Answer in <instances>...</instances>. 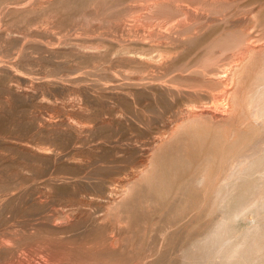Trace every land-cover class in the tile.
<instances>
[{"label":"bare ground","instance_id":"bare-ground-1","mask_svg":"<svg viewBox=\"0 0 264 264\" xmlns=\"http://www.w3.org/2000/svg\"><path fill=\"white\" fill-rule=\"evenodd\" d=\"M30 1L32 2L35 0H0V7L4 3H6L2 7L5 10L4 12L5 14H6V11H11L10 10L11 8L12 9L14 8V11L16 10L15 12H18L20 10V7H25V5ZM132 1L134 0H43L42 2L39 1L38 5L37 4L35 5L34 2H32V4L30 3L32 8H28V9H25L26 7L23 8L26 11L25 12L26 14H29L30 11L36 12V16L34 17L30 18L28 15L23 16L25 13L23 15H21L22 14L21 13L20 15L22 17L20 15H16L15 18H12V17L10 18V17H7L9 16V14H6L4 18V21L6 24V22L8 21L12 23L14 20H16V17L20 16L21 17L20 22H22V25L21 26L19 25L21 27L20 31L26 28V31H25L26 34H28L27 33L28 31L29 32L34 31L35 33V30L38 29L35 27H38L37 25H40V24L42 25L40 21L43 22V20L47 17L48 18L50 17L51 20L53 19L55 20L56 18L58 25L64 26V27H65V23L72 22L70 20L75 21L74 19H77L79 21L82 20L86 24L87 27L88 25L92 24L91 23L92 21L95 23V20L99 22H103V23L108 22L107 24L111 23L109 28L113 30L112 31L113 33L107 32L109 37L107 36L106 37L109 42H112L118 45L116 46L118 48H116L115 51L113 50L114 53L116 54L117 62L119 61V63H121L122 61H124L125 63L129 64L128 66L129 68L131 66V68L130 69L128 68V71L119 70L117 74H115V72L113 71L114 73L113 72L111 73V78H110L109 83H106V80L110 77V75L109 77H106L107 79L102 77L106 79L105 83L101 78L99 79L97 77L99 82L101 80L105 84L104 87L106 86V84L107 86L109 84L110 90L117 89L118 92L121 91L125 95V98H127L128 96L129 101L127 105L130 108L129 107L127 108L129 109H132V107L134 108L135 105L137 104L136 107L139 105H147V106L153 107V110H154L155 105H157L155 109H158L159 107L162 106L161 107L162 109L167 108V110L168 111L170 110L171 113L172 112L175 113V115L170 114L172 117L173 116L174 117L172 120L169 117L171 122H168L170 124L169 125L167 124L168 126H165L166 128H164V130L163 128L162 130L160 129L153 130V127L151 126V122L153 118L152 119H150L149 117L143 118V116L139 114H137L136 116L133 115V120L136 117H137L136 120H138V116H140L138 123L143 120L141 122L143 126L140 125L141 128L139 127L137 129L134 128L136 130V131L134 130L136 134L132 130L135 134L134 135L135 138L133 137L135 140L134 141L135 144L130 145V147H125V149L127 148V150L124 153L120 152L121 150L119 151L118 148L114 146L116 147L115 149H117V151L121 153V155L123 153V157L117 156L118 158L115 159L116 155L112 152L111 154H114L115 157H113V155L111 156L112 157V159L110 158L112 160L111 161L112 164L110 162L111 165L108 166L106 164L105 167L103 166L97 167V165H95L97 168H94L93 170H94V173L97 175L96 176L97 180L95 183H93L94 186L93 185L90 186V188L92 186L93 187L90 189L91 193L87 194L88 196L87 195L83 196V194H81L83 191L86 194L85 190H87L88 188L87 189L84 188L85 190L83 189V191L81 190L82 191V192L80 191L81 193L75 192L72 194V196L77 200V207L71 210V212H73L72 214H76V215L77 213H81L82 215L85 214L89 217V218L86 217L88 218V220L92 219L91 221H93L96 224L95 231L97 233L96 234L97 241H94V240L93 241L96 243L98 242V244L94 243L93 245L96 244L100 247L96 249V245H95V247L92 250L91 247L93 245L92 246L88 245V241H87L86 243L87 246L84 244L85 249H87L86 251H89L91 253L95 251V253L92 254V255L96 254L95 257L97 255H100V256H97L99 258V260L97 259L98 262L95 261L97 264H264V0H146L147 3L145 4V7L143 5L145 9L143 10L142 13H139L140 15L138 14L139 16L136 17V19L143 18L144 20H146V24L148 23L147 27H149V31L148 29L146 30L150 34L148 35L151 36L152 39L153 37L156 38L158 40L157 44H155L156 43L155 40H154L155 43L147 41L148 39L146 38L148 37V35L147 37L145 35L143 36L144 38L146 37L145 39H142V38L136 39V36H134L135 39L134 38L132 39L133 35L131 36V38H128L130 37L129 36L130 34L124 37V34L125 35L127 34L126 30H128V28L131 29L132 26L138 25L135 22L134 23L136 25H132L133 21L132 20L129 21L130 19H128V17L126 16L128 15L127 13L128 11L133 10V9L130 10L132 7L128 5V3ZM144 1L145 0H143V2ZM87 8L90 10V12H87L88 11ZM135 9L136 8H134V10ZM37 13H39V15ZM2 14L3 13L1 12L0 16H2ZM153 18H155L156 21H153L154 20ZM77 20H76V23H77ZM144 20L142 22H144ZM46 24L45 26H47ZM75 25L72 27L73 29L76 27ZM80 27L82 28V26ZM87 27H83V28H87ZM102 27H101V30L103 29ZM52 28H54V26ZM49 29L50 27L47 29L48 31L46 29L43 30V27H42V30L40 32L42 33V35H44L43 34L44 32L42 31L46 30L49 33ZM55 29L57 28L55 27ZM69 29L71 30V28ZM98 29L97 30L100 31V28ZM132 30L133 29H131V31ZM10 31L12 30H9L8 26L2 28V30L0 29V36L2 33V35H4V37L7 39L8 35H11L10 39L9 38L7 39L8 44H9V41L10 43L14 41V40L12 41L13 31L12 32ZM46 31H45V34H47ZM36 32L37 34H40V35L38 36L34 34L35 36H37V37L34 36V38L42 37V39L40 38L35 41L40 42L41 43L40 45L47 44V42L49 43L48 41L49 39L48 40L45 39L44 36L41 35V33H39L38 31ZM84 32L85 31H83V33ZM119 32H122V33H120V35L116 34ZM69 33L67 34L68 35L72 34V33L70 34ZM129 33H130V30H129ZM140 33L141 31L139 32V34ZM18 34L19 33H16V35ZM57 34L58 33L56 31L55 35ZM91 34H92V30H91ZM99 34L100 33L97 34V38L95 37L94 38L95 39L99 38L100 40L102 38L101 41L106 44V42L104 41L105 39L103 40V37H104L102 36L103 34L102 33H101L102 35L100 34L101 37ZM20 35L22 37L24 36L27 38L25 34L23 35L20 34ZM30 35L29 37L33 38V36H30ZM55 35H53V37H56ZM15 38H18V37H15ZM43 38L47 42L42 43L41 40H43ZM75 38H77V36ZM84 38L86 39V37ZM60 41L62 42V40ZM60 41H59L60 45L56 43L57 45H59V48L62 46ZM76 41H73L75 42L76 45L72 43V41H70V43H72L73 46H71L72 44L70 46L68 44V48L70 47L72 49V52L74 51L77 52L75 55L71 51H69L71 49L67 48L68 49L67 52H71L72 54V55L70 54L71 57L75 56L77 58L80 55L79 58H82L88 62L92 61V63H94L91 65L92 67L88 66V64L86 63L87 67L89 68L87 69L83 68L86 71L81 70L82 74H80L81 71L79 69H76V70L80 72L78 74L77 73L75 74L76 72L75 68L77 65L75 66L73 64V66H75L74 68H72V66L68 68V69L72 68V70L74 69L75 71V72L73 71L72 74H70V72L67 73V75L70 74V77H69V82H71L70 84L71 85L77 84V87L82 88L83 90L84 86L86 87V85H84V83L82 82L83 80L85 81L84 79L85 76H83V72H85L84 75L87 74L86 80L88 81L89 79L96 77V76H93L95 73L101 72L98 70H102V72L107 71L105 70L107 69V67L106 68L102 67L105 63L102 66H98L94 61L96 60L97 62L98 59H100V62L108 60L109 59L108 57L103 58V56L107 55V51L109 49L103 50L102 49L103 47L100 46L99 41L97 43L99 44L98 45L99 47L98 46L97 47L98 48L101 47V49H98L97 47H95L97 44L96 45L90 44L91 45L90 46L89 44L87 45V43L85 44V42H82L83 40L80 41V43H76ZM50 42L54 45L55 41L51 40ZM94 42L95 40L93 41V44H95ZM102 42L101 44L103 45ZM34 43H37V42H34ZM62 43H64V41ZM38 44L39 43H37L36 46H38ZM109 44L110 43L106 45H108L109 47ZM49 45L47 46L49 47ZM157 45L161 46V47L158 46L160 49L157 47ZM43 46L44 45H42V47ZM47 46L46 48L45 46L43 48L42 47L40 48L43 51L44 48L48 49ZM154 47L155 48L157 47V49L155 50ZM4 48L5 50L8 49L6 47ZM104 48L106 49V47ZM20 49H22V46L19 48L20 52L19 51L16 52V49H15L16 54L18 53L21 54L23 52V50H20ZM34 49H35V44H34V48L32 47V50ZM50 49L49 51H51ZM54 49H52L51 52H53ZM61 49L62 48H60V50ZM32 50L30 52H33ZM154 50L155 51L159 50L158 54L157 52L156 54H154L153 52ZM34 51H36V49ZM61 51H62L61 55H63V53L64 54L66 53V50H64L65 52H63V49H62ZM61 51L55 52L54 50L55 54L53 53L54 55L52 56L56 57L57 55L56 53L59 54L61 53ZM230 51H235V54H233L234 53L233 52L232 54L230 53L229 55L228 53ZM28 52H25V54H30ZM35 53H34V56L33 54H31L32 57L30 55H29L30 57L28 55L27 56L29 57L30 61L32 58L36 57V60L39 61V63H41L40 61L42 60L44 55L41 58L42 55L40 54L41 56H39V58L41 59L39 60L37 59L38 58L37 55H39V53L38 54L36 53L37 54L36 56H35ZM11 54H8L10 55L8 58H10L15 53L12 55ZM20 54H18L19 57L22 56L23 53L21 55ZM67 55L69 56L68 53ZM192 56H194V59L191 58ZM4 57L6 58V56ZM46 57L47 56L45 55L44 59H47ZM49 57L51 58V60L55 59L54 57L52 58L51 56H48V58ZM111 57H113L112 53H111ZM44 59H43L44 62L42 63V65L46 62V60ZM58 59H61V58H58ZM70 59L73 60L72 58ZM112 59L111 61L108 60L107 62H112L113 61ZM2 60L0 61V72H2L3 70H4V73H5V70H9L10 72V69H12L11 67L13 66L11 64V61L7 60L8 62H6ZM66 60L67 59L61 60L60 64ZM84 60H81V61L83 62ZM26 61H29V60L26 59ZM34 61L32 62L33 66L35 65ZM49 61L50 60H47V62ZM56 61L58 62L57 64L59 65L60 60H56ZM74 61L75 60H73L72 62ZM114 62L115 61H113L112 63L114 64ZM14 63H16V60ZM32 63H30V65ZM97 63L100 64L99 62ZM57 64L56 66L58 68ZM122 64H121V67L124 66ZM39 65L41 67V64ZM81 65L85 66V64L84 65L81 64ZM54 66L55 65H53V67ZM56 66L54 67L55 70L57 69ZM60 67L63 68V64L60 65ZM49 69L51 70L50 67L48 68V70ZM36 70L38 71V69ZM94 70L95 71L97 70V72H95ZM107 72L105 73L106 75H108ZM109 72H111V70ZM33 73L35 76V72ZM89 73L90 74L94 73V74L90 75ZM2 74L3 73H1V75ZM31 74L29 73V76ZM42 74H43V71H42ZM63 74H62L63 76L62 78L67 76V75L64 76ZM97 74L99 75V73ZM44 75L45 73L42 76ZM48 75L49 74L47 73V76ZM88 75L90 77L91 76L93 77L90 78ZM39 76L36 75L34 81ZM49 76L52 77L53 73H52V76L51 75ZM60 76L61 74L58 77ZM119 76L124 78L125 81H123L124 79L122 80L121 77L120 79ZM42 79H44V77ZM38 80L40 81V79ZM49 80H52V78H50ZM63 80H66V79H63ZM92 80L94 81V78L91 79V81ZM59 81L57 83H59ZM95 81H94L95 83L92 82L91 84L93 85L95 84L97 87L100 86V88L101 86L103 87L102 85L103 83L100 82L101 84L99 83L100 85L98 86V81L97 80ZM54 82L56 83V80H54L53 83ZM91 84L89 85L90 88L93 87V85ZM47 86L51 87L52 85L51 86L47 85ZM68 86H66V88ZM100 88L97 90L98 93H100L99 90L104 91V89H106V88L104 89H100ZM95 89L97 88L95 87ZM85 90L86 89L84 88L83 91ZM91 91H92V88H91ZM112 91L110 93L113 94ZM68 92L70 93V91ZM76 92H78L77 89H76ZM116 92L114 91L115 95H116ZM121 92L119 93L121 94L120 96L122 97L123 95ZM106 93L108 92L106 91ZM110 93H109V96H110ZM56 95L58 96V94ZM117 96L120 97L119 95ZM100 97H102V95ZM125 98L123 96L124 100L121 98L120 101L121 100L125 101ZM77 99L79 100V98ZM79 101L81 102V100ZM80 102H77V103H80ZM108 102H110V100ZM111 102H113V100ZM126 102H127V99H126ZM120 103H124V102H120ZM96 107L94 106V108ZM147 108L149 110L152 109L149 107ZM11 109L13 110V108ZM164 110L162 114L164 113ZM142 112H143V108H142ZM106 113H108V111ZM101 114H102V110H101ZM130 114L132 115L131 110H130ZM131 118L132 117H130L129 119L132 120ZM16 121L18 120H15V122ZM132 121H129V124L130 122L132 123ZM86 122L88 123V121ZM127 123H128V119H127ZM14 125L11 124L12 127ZM134 125L132 126L129 125V126L133 127ZM19 126L23 127V125L21 124ZM19 126H15V127H19ZM87 126L88 125H83V124H81L80 127L73 125V127H77L79 129V130L76 129L75 131H78L77 133L80 134L78 135L80 137L82 136L81 134L83 133H79V131L80 132L85 131L87 133L88 130H90ZM129 126L127 127L129 128ZM127 127L125 125L124 128H127ZM131 129L128 132L132 134L133 132H131ZM116 130L118 132V129ZM122 133H124V131ZM122 133L120 134L121 135L120 138H122ZM126 133L127 131L124 134ZM130 133H129V136L131 135ZM76 138L79 139V137H76ZM81 138L79 140H81ZM84 138H87V137H84ZM47 139L50 140V138H47ZM30 141L31 140L29 139V142L27 144L30 143L34 146L35 143H31ZM47 141L44 140L45 143ZM117 141L118 142L120 141L119 137ZM130 141H131V138H130ZM79 144H80V147L82 148L83 146V145L81 146L82 141ZM79 144H76V146H78ZM96 145L94 146L95 149H96ZM118 145L120 147V144ZM114 147L111 148L110 150L114 149ZM72 148L73 150H78V152H81L79 151L77 147H75L77 149H75L74 147ZM43 149L45 148H42V150ZM52 149L48 151L50 152L52 151ZM31 151H28V152H31ZM38 151L40 152L41 150H38ZM48 151L46 153H48ZM89 151L91 154H93L91 152L92 150H89ZM114 151L115 153L117 152L116 150ZM2 156L3 155H1L0 157ZM95 157L99 159L100 164L99 162L97 163L99 165H103L101 164L102 162L100 160L104 161L106 158L101 159V157H98V155ZM95 157H93L92 155V159ZM138 157H141V158H138ZM38 158L40 159V157ZM88 158L89 157H87V159H84L83 161H86V162L90 161L88 160ZM1 159L3 160V158ZM4 159L8 161L9 158H4ZM33 159H31L30 162ZM56 160L58 161V159ZM56 160L54 162H56ZM105 161L109 162L110 160L108 159ZM8 162H9L8 164H6L5 162L6 165H4V167L8 166V168L6 169L10 170L12 167L11 165L13 161L12 163L10 161ZM40 162L42 163V161ZM93 162H91V164ZM35 163L38 166L40 165L37 162ZM83 163L84 162H82V164ZM20 164L21 163H19V166ZM15 165H18V164L15 163ZM27 165L29 166L31 164L27 163L25 165L26 166L25 168L28 167ZM45 165L43 164L40 165V167H42V169L39 168L41 171L38 168H36L38 166L36 165H31V166L32 167L35 166L36 168L35 171L33 172H36V170L38 169L42 173V170L46 171L44 167ZM93 165L94 164H92V166ZM63 168L64 167H62V169ZM12 169L14 168L12 167ZM18 169H16V171H18ZM28 169H32V168L28 167ZM2 170L4 171V169ZM33 170H34V167H33ZM49 170L50 169H48L47 171L49 172ZM13 172L15 173V171ZM18 172L20 173V171ZM40 172L38 173L39 175L41 174ZM50 172L54 173L57 171L51 168ZM89 173H92V172L89 171ZM32 174L35 175L36 173H32ZM38 174H36L37 175L36 177L34 175H31V176H34L35 178H37L39 176ZM54 174L56 175L57 173H54ZM44 175H46L45 172L43 176ZM50 175L48 177H50ZM55 175L50 178L55 177ZM12 176H14L13 173H12ZM47 176H44V177H46V179H49ZM34 177H31V180H33ZM59 177H56L55 179ZM96 177L94 176L95 179ZM2 178L4 180L5 177L2 176ZM41 178L42 180H45V178L44 179L43 177ZM41 178H39V180ZM6 180H7V177L5 178V181ZM20 180H19L20 183L22 181L23 183L28 184L27 182H24L23 180L20 181ZM51 180L53 181V179H50V181L48 180V182L50 183ZM60 180L61 179H59V182H56V183H60ZM15 181H18V180H15ZM55 181H58V179ZM7 182H2V184L3 183L5 184V185H2L5 188L4 189L1 188V189L2 191L5 190L4 191L5 193L8 188H11V185L7 184ZM34 182H36L35 184H37L36 180ZM44 182H46L45 185L47 184L49 185L47 181H44ZM14 183L15 184L12 185V187L15 186L16 184L20 185V183L18 182H14ZM33 183H30L32 184L31 186H33ZM54 183H52L53 186H54ZM30 184H29V187L31 190L33 187H31ZM15 187L19 188V186H15ZM15 187H13L14 190L16 189ZM22 188H24L25 190H29L27 189L26 186L25 187L23 186ZM14 190L12 192H14ZM22 190L23 189H20V190L16 189V191L18 192L15 195L10 196L7 199H5L6 197L5 198L3 197L4 199L2 198V202L0 201L1 203H3V200H4V203H5L4 208L7 209L5 210V212H7L8 210H9L8 211L9 213L10 211L11 213L14 212L11 217L16 216L15 214H21L22 213L21 211L24 210L25 205L23 206L22 202L24 203L25 202L23 200L24 197L27 198L29 195L27 194V192L24 193L25 191H22ZM32 190H31V193L35 191V190L33 191ZM2 191H1V194L3 193ZM7 192H10V190ZM31 193L29 192L30 196H31ZM9 194L8 195L3 194V196L5 195L9 196ZM27 199H30V198L28 197ZM94 203L99 205V209L97 210V213L94 214V216L91 215L92 216L91 217L90 216L91 213L89 214V212L86 210V205H89V204L91 205ZM1 206L3 207V205ZM1 206H0V210H1ZM33 207L31 211L34 210ZM26 209L27 208H25V210ZM35 209L37 208L35 207ZM28 210H30L29 207L27 209V212L29 213ZM99 211H103V212H99ZM33 212H35V210ZM36 212H39V211H36ZM5 214L3 211L2 215L6 216ZM41 214H43V212H41ZM41 214L33 213L34 216L38 215L37 217L41 216ZM18 216L19 218L21 217L20 215ZM16 217H14L15 220L19 219ZM24 217L26 218V216H23V218ZM29 217L30 216L27 217V220ZM3 218L1 220L2 222L3 220H5L6 217L4 219ZM25 218L24 220L27 221ZM106 218L109 219L107 224L103 222L105 221L104 219ZM30 219H32V217H30L28 221H30ZM7 221L8 220H5V222ZM21 221L23 223V219ZM87 227L88 229L90 228L89 225ZM122 228L124 229L123 231L121 230ZM90 229L92 230V228ZM84 242L86 241L84 240ZM1 245H3V243ZM7 245L8 246H6V244L2 246V250L5 249L3 250L4 256L6 257V254H5L6 250L9 251L8 249H10L11 251L13 250L14 252L13 253L10 251V256L12 253L13 256L11 257L13 258L15 253H18L16 252L18 250H16L17 249L16 247H15L16 249H14L13 245H12L13 247L11 246L13 249H11V247L9 246L10 245L9 243ZM81 246H83V244ZM81 246H80V249L83 248V247L81 248ZM128 246L130 247L128 248ZM89 247H90V250H88ZM71 248L72 249L70 250L72 251L73 247L71 246ZM2 250L0 246V251ZM3 252H1L0 254H3ZM74 252H76L75 254L78 253L77 251H74ZM58 253L59 252H57V254ZM67 254H69V250ZM79 254L77 256H79ZM64 256L65 257L69 256L70 259L72 260L71 255H64ZM65 257H63V260ZM89 257L93 258V256L91 257V255H89ZM84 258L83 257L82 259L80 258V261L82 260L83 262ZM88 260L86 259V261ZM90 262L92 264H96L95 262L93 263V259L92 261L90 259Z\"/></svg>","mask_w":264,"mask_h":264},{"label":"rangeland","instance_id":"rangeland-1","mask_svg":"<svg viewBox=\"0 0 264 264\" xmlns=\"http://www.w3.org/2000/svg\"><path fill=\"white\" fill-rule=\"evenodd\" d=\"M39 1H43V0H35V1H32V2H34V4L36 5H38V2ZM138 1V0H137ZM137 1H132V2H129L128 3V5H130L132 8L130 9V10H132L133 11V13H132V11H128L127 13H128V15H126L127 17H128V19H130L129 21H133V24L132 25H136V24H138L137 26H132V28L131 29H133L132 31H131V29L130 28H128V30H126L127 32V34L125 35L124 34V37L125 36H128L129 34V36L130 37H128V38H131V36H132V39L134 38V36H136V39L137 38H142V39H145L146 37H147V35L149 34V27H147L148 25V23L146 24V20H144L143 18H141V19H139V18H137L136 19V17H138L140 14L139 13H142L143 12V10L145 9L144 7H145V4L147 3V1L145 0L144 2H143V0H139L138 2ZM32 2L30 1V2H28L26 5H25V7H20V12L18 11V12H15L14 11V8L12 9H10L11 11H6V14H9V16H7V17H12V18H15V16L16 15H20L21 13V15H23L26 11L23 9V8H25V9H28V8H32L31 7V4H32ZM137 2V3H136ZM141 2V3H140ZM31 3V4H30ZM132 3V4H131ZM138 3H140V4H138ZM6 3H4L1 7H0V15H1V12L3 13L2 14V16H0V29L2 30V28H4V27H9V30H12L13 31V33H12V37L14 38H12V43H10V41H9V44H8V38L10 39V36L11 35H8V37H7V39L4 37V35H2V33H1V36H0V61L2 60V61H6V62H8L7 60H9V61H11V64L13 65L11 68L12 69H10V72H9V70H5V73H7V74H5L4 73V70L2 71V72H0V75H1V73H3L1 76H0V121L2 122H0V154L1 155H3L2 157H0V159L1 158H3V160L1 159L0 160V179L2 178V176L3 177H7V180L5 181V178H4V180H3V178L1 179V181H0V190L2 191V189H4L5 187L4 186H2V185H5L4 183L2 184V182H7V184H10L11 185V188L14 190V188L13 187H15V186H19V188L20 189H23L22 191H25L24 193H26L27 192V194L29 195H27L30 199H27L26 197H24V203L22 202V205L24 206V210L23 211H21L22 213H23V215H22V213L21 214H15L16 216H18V215H20L21 217L19 218V216L18 217H16V216H13V217H11L12 216V214L14 213V212H12L11 213V211H10V213L7 211V212H5V210H7L6 208H4V205H5V203H4V200H3V203H1L2 202V198L4 197H6L5 199H7V198H9L10 196H13V195H15L18 191H16V189H18V190H20L19 188H16L15 190H14V192H12L13 190L11 189V188H8L9 190H10V192H7V191H9L8 189L6 190V193L4 192V191H2L3 193L1 194V191H0V204L1 205H3V207L1 206V210H0V241L2 242L3 240V245H5L6 244V246H8L7 244L9 243L10 245V247L12 246L14 249H16V250H18V251H16V252H18V253H15V255H14V257L12 258L11 256H13L12 255V253H11V256H10V249H8L9 251H7L6 250V252H5V254H6V257L4 256V252H3V250H5V249H3L2 250V246L3 245H1L0 244V246H1V250L2 251H0V253L1 252H3V254H0V264H73V263H75V264H92L91 262H90V259H91V261H92V259H93V263L96 261V262H98L97 261V259L99 260V258L97 257V256H100V255H97L96 257H95V255L96 254H94V255H92L93 253H95V251L94 252H89V251H86L87 249H85V246H84V244L87 246V241H88V245H90V246H92L94 243H96V242H94V241H97L96 240V231H95V228H96V224L93 222V221H91L90 219V221L88 220V216L87 215H85L84 213V215H82L81 213H77V215L76 214H72L73 212H71V210L73 209V208H75V207H77V200L72 196V194L73 193H75V192H80L81 190L83 191V189L85 188V189H87V190H85V192H86V194L84 193V191L81 193V194H83V196L84 195H87V194H89V193H91V188L94 186V184L93 183H95L96 182V180H97V175L94 173V168H97V167H99V166H103V167H105V165L107 164L108 166L109 165H111L112 164V155H113V157H115L114 156V154L116 155V157H115V159L116 158H118L117 156H120V157H123V153L127 150V148L125 149V147H130V145H133V144H135L134 143V135L136 134V130L135 129H137L138 127L139 128H141L140 127V125H142L143 126V124L141 123L143 120V118H150V119H152V122H151V126L153 127V130H162V128H163V130H164V128H166L165 126H168L170 123H168V122H171L170 121V118H171V120L173 119V117L170 115V114H173V115H175V113L174 112H172L171 113V111L169 110H167V108H164V109H166V110H164V109H162L161 107H159L158 109H155L156 107H157V105H155V107H154V110H153V107H150V106H147V105H139V106H137L136 107V105H135V107L133 108L132 107V109H129L130 107L127 105V103H128V96H127V98H125V95L121 92V91H119V92H121L122 93V95L124 96V98H125V101H123L124 99H123V96L121 97L120 95V93L117 91V89H112V90H110L109 89V84H108V86H107V84H106V86L104 87V83H105V80L107 79L106 77H109V75H110V77L106 80V83H109L110 82V78H111V73L114 71L115 72V74H117L118 73V71L120 70H123V71H125V70H127L128 71V68H129V64H127V63H125L124 61H122L121 63H119V61L117 62V57H116V54L114 53V51H115V49L116 48H118V47H116V46H118L117 44H115V43H112V42H109L108 41V39H107V37H109V35H108V33H113L112 31V29H110L109 27H110V25H111V23L110 24H107L108 22H106V23H103V22H99V21H96L95 20V23L98 25H96L93 21L91 22L92 24H90V25H88V27L86 26V24L82 21V20H80V21H82V22H80L79 20H77V19H74L75 21H73V20H70V21H72V22H67V23H65V27L64 26H60V25H58V23H57V20H56V18H55V20L53 19V20H51L50 19V17L48 18V19H50V20H48L47 18H45L46 19V21L49 23H47L46 21H45V19L43 20V22L42 21H40V23H42V25L45 23L47 26H45V24L42 26L40 23H38V24H40V25H37L38 27H35V28H38V29H40V30H35V33H34V31H28L27 33L30 35V36H33V38L32 37H29V35L28 34H26V28L25 29H23L22 31H20L21 30V25H22V22H20V18L22 17L21 15V17L19 16V17H16V20H18V18H19V22L18 21H16V20H14L12 23L11 22H6V24H5V21H4V18H5V10L2 8L4 5H5ZM142 5V6H141ZM143 5H144V7H143ZM28 6V7H27ZM30 6V7H29ZM32 6H34V5H32ZM123 6V5H122ZM139 6V7H138ZM136 8L135 10H134V8ZM140 8V9H139ZM143 8V9H142ZM19 9V8H18ZM17 9V10H18ZM142 9V10H141ZM1 10H3V11H1ZM13 10V11H12ZM22 10V11H21ZM87 12H90V10L87 8ZM139 10V11H138ZM136 11V12H135ZM15 14H14V13ZM38 12V11H37ZM16 13H18V14H16ZM33 13V14H32ZM35 13V14H34ZM134 13H136V14H134ZM31 16H30V15ZM29 14H24L23 16H25V15H28L30 18L31 17H34V16H36V12H31L30 11V13ZM38 15H39V13H37ZM139 14V15H138ZM2 19V20H1ZM154 20L153 21H156L155 20V18H153ZM76 20H77V23L79 24H77L76 23ZM144 20V22H142ZM45 21V22H44ZM53 21V22H52ZM55 21V22H54ZM51 22V23H50ZM136 24H135V23ZM149 22V21H148ZM20 23V24H19ZM57 23V24H56ZM143 25H142V24ZM150 23V22H149ZM55 24H56V26H55ZM59 24H61V23H59ZM76 24V25H75ZM20 25V26H19ZM57 25H58V27H57ZM67 25H69V26H67ZM71 25V26H70ZM76 26L74 29L72 28L73 26ZM78 25V26H77ZM96 25V26H95ZM35 26V25H34ZM43 27V30L44 29H48L49 27H50V29H49V33L46 31V33L47 34H45V31H42V32H44L43 34L44 35H42V33L40 32L41 30H42V27ZM44 26H45V28H44ZM54 26V28H52ZM80 26H82V28L83 27H87L88 28V30H87V28H83V30H82V28L80 27ZM91 26V27H90ZM103 26V27H102ZM23 27V26H22ZM48 27V28H47ZM55 27L57 28V29H55ZM68 27V28H67ZM94 27V28H93ZM101 27L103 28L102 30H101ZM133 27H135V28H133ZM142 27V28H141ZM64 28H66V29H64ZM69 28H71V30L69 29ZM93 28V29H92ZM98 28H100V31H98L99 29ZM139 28V29H138ZM141 28V29H140ZM53 29H55V30H53ZM63 29V30H62ZM73 29V30H72ZM79 29H80V31H79ZM86 29V30H85ZM96 29V30H95ZM98 29V30H97ZM146 29H148V31L146 30ZM19 30V31H18ZM76 30H77V32H76ZM91 30H92V34H91ZM94 30V31H93ZM129 30H130V33H129ZM12 31H10V32H12ZM15 31V32H14ZM36 31H38L39 33H41V35L42 36H44V38L45 39H49L48 41H49V43L47 42V41H45L44 40V38H43V40H41L42 41V43L43 42H47V44H42V45H44L45 46V48H46V46L47 45H49V44H51L52 45V47H51V45H49V47H48V49H43V51H42V49L40 48V47H42V45H40L41 43L40 42H38V41H35V40H37V39H42V37H38V38H34V34H36V35H40V34H37V32ZM56 31H57V35H55L56 34ZM72 31V32H71ZM79 31V32H78ZM83 31H85L84 33H83ZM86 31H88V32H86ZM103 31V32H102ZM138 31V32H137ZM141 31V33L139 34V32ZM2 32V31H1ZM21 32V33H20ZM22 32H24V33H22ZM72 33V34H70V33ZM94 32V33H93ZM108 32V33H107ZM15 33V34H14ZM16 33H19L18 35H16ZM33 33V34H32ZM52 33V34H51ZM67 33H69L70 35H68ZM74 33V34H73ZM88 33H90L91 34V36H90V34H88ZM98 33H102L101 35L102 36H104V37H106V38H104L103 37V40L106 42V44H108V43H110L109 44V47H108V45H106L105 43H103L101 40H102V38H101V40L98 38V39H95V38H97V34ZM120 33H122V32H119V33H116V34H119L120 35ZM20 34H25V36H27V38L26 37H22ZM66 34V35H65ZM76 34V35H75ZM81 34V35H80ZM82 34H84V35H82ZM99 34V35H100ZM105 34V35H104ZM136 34V35H135ZM138 34V35H137ZM143 34V35H142ZM51 35V36H50ZM53 35H55L56 37H53ZM62 35V36H61ZM73 35V36H72ZM75 35V36H74ZM87 35V36H86ZM93 35V36H92ZM96 35V36H95ZM101 35H100V37H101ZM146 36L145 38L143 37V36ZM150 35V34H149ZM148 35V37L146 38V39H148L147 41H149V42H153V43H155V44H157L158 43V40L156 39V38H154L153 37V39H152V37L151 36H149ZM46 36V37H45ZM67 36H69V37H67ZM77 36V38H75ZM83 36V37H82ZM138 36V37H137ZM140 36V37H139ZM142 36V37H141ZM15 37H18V38H15ZM35 37H37V36H35ZM48 37H50V38H48ZM51 37H53V38H51ZM81 37V38H80ZM84 37H86V39L84 38ZM92 37L94 40H95V44H93V39L91 38V40H90V38ZM95 37V38H94ZM24 38V39H23ZM29 38H31V39H29ZM54 38H56V39H54ZM67 38V39H66ZM127 38V37H126ZM149 38H151V39H149ZM5 39V40H4ZM24 40V42H23V40ZM26 39V40H25ZM62 40V42L64 41V43H62L60 40ZM81 39V40H80ZM89 39V40H88ZM135 39V38H134ZM7 40V41H6ZM55 41L54 42V45L50 42V41ZM69 40V41H68ZM77 40V41H76ZM83 40V41H82ZM154 40H155V42H154ZM4 41H6V42H4ZM32 41H34V42H37V43H39L38 44V46H36V44L37 43H34V42H32ZM40 41V40H39ZM59 41H60V43L62 44V46L60 47V48H62L63 49V52H65L64 50H66V53L64 54L63 53V55H61L62 54V49L60 50V48H59ZM70 41H72V43H74L75 44V42H73V41H76V43H80V41H82V42H85V44L87 43V45L89 44H91V45H96L97 43H98V41H99V44H100V46L101 47H103L102 49L103 50H108L107 51V55L106 56H103V58L105 57V58H109L108 60L109 61H111V59L113 60V61H115L114 62V64L112 63V62H107L108 60H105V61H102V62H100V59H98L97 60V62H99L100 64H98L97 62H96V60L94 61L98 66H102L104 63V65L102 66L103 68H106L107 67V69H105V70H111V72H107V71H103L102 72V70H98V71H101V72H97V70L95 71V72H97V73H99V75L97 74V73H92V74H90L91 72H93V71H91L89 74L90 75H93V76H96V77H93V76H91V77H93L94 78V81L95 80H97L98 81V86L101 84V83H103L101 80H100V82H99V80H98V78L100 79H102L103 81H104V83L102 84L103 85V87L101 86V88H100V86L99 87H97L95 84V86L93 85V84H91L92 82L93 83H95L93 80L91 81V79H93V78H91L89 75V77L91 78V79H89L88 81L86 80V75H84L85 74V72H83V76H85L84 77V79H85V81L83 80L82 82L84 83V85H86V87L84 86V85H82V86H84V88L86 89L85 91H83L84 90V88H83V90H82V88H79V87H77V84H73V85H75V86H73V85H71L70 83L71 82H69V77H70V74H72L73 73V71H74V69L72 70V68H74L76 65V68H75V70L76 69H79L80 71L81 70H84V71H86L85 69H87V68H89V67H87V65H86V63L88 64V66H91L92 64H94V63H92V61H86V60H84V59H82V58H79V56H78V54H77V58L74 56V57H71V52H72V49L69 47L68 48V44H69V46L72 44V43H70ZM79 41V42H78ZM82 42H81V44H82ZM101 42L103 43V45L101 44ZM59 44V45H57V44ZM16 44V45H15ZM20 44H22V45H20ZM32 44V45H31ZM34 44H35V49H36V51H34V50H32V47L34 48ZM66 46H65V45ZM99 44H97L95 47H97ZM4 45V46H3ZM6 45V46H5ZM8 45V46H7ZM15 45V46H14ZM27 45H29V46H27ZM76 45V44H75ZM79 45V44H78ZM90 45V46H91ZM19 46V47H18ZM22 46V49H20V50H23V54H22V56H18V54H20V53H18V54H16V52H18L19 51V48ZM31 46V47H30ZM43 46V47H44ZM58 46V47H57ZM63 46H64V48H63ZM71 46H73V44L71 45ZM161 47L160 45H157V47ZM4 47H6V48H8L7 50H11L10 52L9 51H7V50H5V48ZM14 47V48H13ZM25 47H26V49H25ZM29 47V48H28ZM42 47V48H43ZM55 47H57V48H55ZM94 47V46H93ZM99 47V46H98ZM97 47V48H98ZM101 47L100 48H98V49H101ZM104 47H106V49L104 48ZM108 47V48H107ZM157 47L155 48L154 47V49L156 50L157 49ZM158 47V48H159ZM4 50H3V49ZM31 48V49H30ZM38 48V49H37ZM40 48V49H39ZM50 48H52V49H54L55 50V52H60L61 51V53H56L57 55H56V57H54V56H52V55H54L55 53H54V50H53V52H51L52 51V49H50ZM66 48V49H65ZM71 49V50H69V51H71V52H67V50L68 49ZM15 49H16V52H15ZM25 49V50H24ZM49 49L51 50V51H49ZM58 49V50H57ZM160 49V48H159ZM33 51V52H30V51ZM41 50V51H40ZM57 50V51H56ZM114 50V51H113ZM153 51L154 52V54H156V52H157V54H158V52H159V50H157V51ZM29 51V52H28ZM7 52V53H6ZM11 52H12V54H14V55H12L11 54ZM20 52V51H19ZM25 52H28V53H30V54H25ZM38 54L39 53V55H37L36 53ZM48 52V53H47ZM52 54H51V53ZM106 52V51H105ZM152 52V53H153ZM234 52V53H233ZM34 53H35V56L37 55V59H41L42 57H43V55H44V57H45V55L47 56L46 58L47 59H44V57L42 58V60L40 61L41 63H39V61H37L36 60V57L35 58H32L31 59V61H30V59H29V57L31 56L32 57V55L31 54H33V56H34ZM48 55H47V54ZM54 53V54H53ZM67 53L69 54V56L67 55ZM73 54H75L76 55V53L77 52H72ZM111 53H112V56L113 57H111ZM230 53L232 54H235V51H230L228 54L230 55ZM8 54H11L12 56L10 57V58H8L10 55H8ZM20 54V55H21ZM42 56H41V55ZM71 54V55H70ZM110 54V55H109ZM8 55V56H7ZM26 55V56H25ZM29 57H28V56ZM61 55V56H60ZM115 55V56H114ZM185 55V54H184ZM4 56H6V58L4 57ZM23 56H25V57H23ZM39 56H41V58H39ZM48 56H51L52 58L54 57L55 59H52L51 60V58L49 59L48 58ZM58 56V57H57ZM60 56V57H59ZM110 56V57H109ZM183 56V55H182ZM232 56H234V55H232ZM5 58V59H4ZM8 58V59H7ZM12 58V59H11ZM24 58V59H23ZM57 58V59H56ZM58 58H61V59H58ZM70 58H72L73 60H75L74 62H72L73 60H71ZM75 58V59H74ZM79 58V59H78ZM102 58V59H103ZM111 58V59H110ZM114 58H115V60H114ZM191 58H193L194 59V56H192ZM19 59V60H18ZM26 59L27 60H29V61H26ZM36 60V61H34V60ZM43 59L44 60H46V64L44 63L43 65H42V63L44 62L43 61ZM64 59H67L66 61H64V62H62L61 64H60V62H61V60H64ZM78 59V60H77ZM15 60H16V63H14L15 62ZM22 60V61H21ZM35 62V65L33 66V61ZM47 60H50L49 62H50V64H49V62H47ZM56 60H60L59 61V65L57 64L58 62L56 61ZM81 60H84L82 63L80 62ZM104 60V59H103ZM68 61V62H67ZM70 61V62H69ZM77 61H79L81 64H85V66H82L79 62H77ZM19 62V63H18ZM23 62H25V63H23ZM28 62H30V63H32L31 65H30V63H28ZM54 64H53V63ZM67 62V63H66ZM76 62V63H75ZM124 62V63H123ZM3 63V62H2ZM38 63V64H37ZM69 63H71V64H69ZM79 63V64H78ZM102 63V64H101ZM111 63V64H110ZM123 63V64H122ZM25 64V65H24ZM37 64V65H36ZM39 64H41V67H40V65ZM56 64L58 65V68H57V66H56ZM63 64V68H64V66H65V68L63 69V68H61L60 67V65H62ZM73 64L75 65V66H73ZM119 64V65H118ZM121 64L122 65H124V66H122L121 67ZM30 65V66H29ZM50 65V66H49ZM53 65H55L56 66V68L58 69H56L55 70V66L53 67ZM70 65V66H69ZM81 67H80V66ZM27 66V67H26ZM47 66V67H46ZM51 68V70L49 69L48 70V68L49 67ZM72 66V68L71 69H68V68H70ZM105 66V67H104ZM115 66V67H114ZM33 69H31V68ZM38 69V71L35 69ZM53 67V68H52ZM78 67H80V68H82V69H80V68H78ZM92 67V66H91ZM101 67V68H102ZM15 68V69H14ZM16 68H18V69H16ZM43 70H42V69ZM83 68H85V69H83ZM130 68H131V66H130ZM129 68V69H130ZM28 69H29V71H28ZM40 69V70H39ZM71 70H72V72H71ZM117 72H116V71ZM132 70V69H131ZM42 71H43V74L45 73V75L44 76H42L43 74H42ZM47 71V72H46ZM57 71V72H56ZM61 72V73H59V72ZM63 71V72H62ZM65 71V72H64ZM78 70H76V72H75V74L77 73H79L80 71H78ZM126 71V72H127ZM130 71V70H129ZM31 72H32V74H31ZM33 72H35V76H34V73ZM51 72V73H50ZM70 72V74H68L67 75V73H69ZM107 72V74L108 75H106L105 73ZM113 72V73H114ZM29 73L31 74L30 76H29ZM37 73V74H36ZM47 73L49 74V75H51L52 76V73H53V76L52 77H50L49 75L47 76ZM58 73V74H57ZM64 73V74H63ZM104 73V74H103ZM9 74V75H8ZM41 74V75H40ZM61 74V76L60 77H58L59 75ZM62 74L64 75V76H66V77H64V78H62L63 76H62ZM80 74H82V71H81V73ZM79 74V75H80ZM5 75H7V76H5ZM36 75L37 76H39V77H37L36 78V80H38V79H40V81L38 80V81H34V79H35V77H36ZM56 75H58V76H56ZM74 75V74H73ZM98 75V76H97ZM101 75V76H100ZM119 75V74H118ZM33 76H34V78H33ZM46 76V77H45ZM57 78H56V77ZM72 76V75H71ZM81 76V75H80ZM100 76V77H99ZM41 77V78H40ZM44 77V79H42ZM52 78V80L54 81V80H56V83L54 82L53 83V81L52 80H49L50 78ZM88 77V78H89ZM98 77V78H97ZM102 77H104V78H106V79H104V78H102ZM121 76H119V78H120ZM46 78V79H45ZM49 78V79H48ZM54 78V79H53ZM62 78V79H61ZM122 78V77H121ZM120 78V79H121ZM60 81H59V80ZM63 79H66V80H63ZM124 78H122V80H123ZM33 80V81H32ZM59 81V83H57L58 81ZM121 80V81H122ZM66 81V82H65ZM86 81H87V83H86ZM89 81H91V82H89ZM108 81V82H107ZM123 81H125V79L123 80ZM33 82H35V83H33ZM88 82H89V84H88ZM100 83V84H99ZM40 84V85H39ZM45 84V85H44ZM61 84V85H60ZM88 84V85H87ZM93 85V87H91L92 88V91H91V88H90V86L89 85ZM47 85H52L51 87H49V86H47ZM69 85V86H68ZM81 85V84H80ZM39 88H38V87ZM43 86V87H42ZM56 86V87H55ZM66 86H68L67 88H66ZM72 88H71V87ZM89 86V87H88ZM41 87V88H40ZM46 87H47V89H46ZM63 87V88H62ZM70 87V88H69ZM95 87L97 88V89H95ZM108 87V88H107ZM43 88H45V89H43ZM61 88V89H60ZM94 88V89H93ZM104 89V88H106V89H104V91H102V90H99V92L100 93H98L97 92V90L98 89ZM52 89V90H51ZM55 89V90H54ZM64 89V90H63ZM76 89H77V91L78 92H76ZM108 89V90H107ZM3 90V91H2ZM49 90V91H48ZM54 90V91H53ZM67 90V91H66ZM75 90V91H74ZM80 90H81V92H80ZM68 91H70V93L68 92ZM93 91H94V93H93ZM106 91L108 92V93H106ZM113 92V94L112 93H110V92ZM114 91L116 92V95H115V93H114ZM50 92H51V94H50ZM74 92V93H73ZM96 92H97V94H96ZM77 93V94H76ZM82 93V94H81ZM104 93V94H103ZM109 93H110V96H109ZM119 93V94H118ZM55 94V95H54ZM56 94H58V96L56 95ZM69 94V95H68ZM82 96H81V95ZM93 94H95V95H93ZM108 94V95H107ZM76 95V96H75ZM90 95H92V96H90ZM102 95V97H100ZM117 95H119L120 97H118ZM57 96V97H56ZM69 96H71V97H69ZM75 96V97H74ZM84 96V97H83ZM89 98H88V97ZM96 96V97H95ZM82 97V98H81ZM91 97H93V98H91ZM109 101L110 100V102L113 100V102H111V104H110V102H108L105 98ZM108 97H110V98H108ZM64 98V99H63ZM77 98H79V100H81V102L77 99ZM114 98V99H113ZM123 99V100H121L120 101V99ZM58 99V100H57ZM72 100V102H71V100ZM84 99V100H83ZM85 99H86V101H85ZM97 100V101H95V100ZM101 99H102V101H101ZM112 99V100H111ZM126 99H127V102H126ZM1 100H2V102H1ZM67 100V101H66ZM74 100V101H73ZM75 100H77V101H75ZM90 100H92V101H90ZM7 101V102H6ZM88 101V102H87ZM100 101V102H99ZM106 101V102H105ZM115 101V102H114ZM124 102V103H120V102ZM75 102V103H74ZM77 102H80V103H77ZM95 102V103H94ZM108 102V103H107ZM105 103V104H104ZM79 104V105H78ZM86 104V105H85ZM97 104V105H96ZM99 104V105H98ZM102 104V105H101ZM103 104H104V106H103ZM110 104V105H109ZM121 104V105H120ZM82 107H81V106ZM85 105V106H84ZM90 107H89V106ZM93 105V106H92ZM94 106L96 107V108H94ZM125 106V107H124ZM158 106H160V105H158ZM80 107V108H79ZM86 107H88V108H86ZM100 107V108H99ZM127 107H129V108H127ZM147 107H149V108H152V109H148ZM11 108H13V110L11 109ZM93 108H94V110H93ZM99 108V109H98ZM101 108H103V109H101ZM108 108V109H107ZM142 108H143V112H142ZM80 109H82V110H80ZM85 109V110H84ZM98 109V110H97ZM102 110V114H101V110ZM107 109V110H106ZM127 109H129V110H127ZM135 111H134V110ZM139 109V110H138ZM80 112H79V111ZM100 110V111H99ZM130 110H131V113H132V115L130 114ZM139 111V113H138V111ZM156 110V111H155ZM157 110H158V112H157ZM160 110V111H159ZM163 110H164V113L162 114V112H163ZM84 111V112H83ZM93 111V112H92ZM108 111V113H106ZM119 111V112H118ZM129 111V112H128ZM137 111V112H136ZM147 111V112H146ZM166 111H167V113H166ZM83 112V113H82ZM98 112V113H97ZM105 112V113H104ZM110 112H112V113H110ZM128 112V113H127ZM154 112H156V113H154ZM170 112V113H169ZM87 113V114H86ZM89 113V114H88ZM93 113V114H92ZM150 114V115H148V114ZM169 113V114H168ZM86 114V115H85ZM137 114H139V115H141V116H143V118L140 120L141 122H139L138 123V121H139V118H140V116H138V120H136L137 119V117L135 118V116L137 115ZM159 114V115H158ZM73 117H72V116ZM79 115V116H78ZM82 115H83V117H82ZM91 115V116H90ZM94 115H95V117H94ZM123 115V116H122ZM127 116V118H126V116ZM133 115H135L134 116V120H133ZM148 115V116H147ZM79 118H77V117ZM81 116V117H80ZM163 116H164V118H163ZM166 116V117H165ZM71 117V118H70ZM76 119H75V118ZM130 117H132L131 119L134 121H132V120H130L129 118ZM170 117V118H169ZM48 118V119H47ZM73 118V119H72ZM83 118H85V119H83ZM89 118V119H88ZM92 120H91V119ZM98 118H100V119H98ZM125 118V119H124ZM156 118V119H155ZM124 119V120H123ZM127 119H128V123H127ZM158 119V120H157ZM164 119V120H163ZM15 120H18V121H16L15 122ZM94 120V121H93ZM100 120V121H99ZM156 120V121H155ZM13 121V122H12ZM86 121H88V123L86 122ZM89 121H90V123H89ZM93 121V122H92ZM122 121V122H121ZM129 121H132V123H134L135 125H137V126H135L134 124H132L131 122H130V124H129ZM21 122V123H20ZM51 122V123H50ZM72 122H74V123H72ZM80 122V123H79ZM96 122V123H95ZM137 122V123H136ZM162 122V123H161ZM16 123V124H18V125H14V124ZM49 123H50V125H49ZM91 123H93V124H91ZM127 123V124H126ZM158 125H157V124ZM11 124L12 125H14L13 127L11 126ZM23 125V127L22 126H19V125ZM36 124V125H35ZM48 124V125H47ZM79 124V125H78ZM81 124H83V125H88L87 127L90 129V130H88V132L86 133L85 131V133L83 132V131H79V133H83V134H85V135H83V134H81L82 136V138L80 137V136H78V135H80V134H78L77 132L78 131H75L76 129H78L77 127H80L81 126ZM95 124V125H94ZM126 125V127L127 126H132V125H134L133 127H130L129 126V128L127 127V128H124L125 127V125ZM129 124V125H128ZM132 124V125H131ZM168 124V125H167ZM5 125V126H4ZM67 125H68V127H67ZM73 125L74 126H77V127H73ZM124 125V126H123ZM139 125V126H138ZM4 126V127H3ZM8 126V127H7ZM15 126H19V127H15ZM36 126V127H35ZM159 126H160V128H159ZM121 129H120V128ZM35 128H36V130H35ZM68 128V129H67ZM96 128H97V130H96ZM132 128V129H131ZM135 128V129H134ZM155 128V129H154ZM6 129V130H5ZM38 129V130H37ZM41 129H42V131H41ZM116 129H118V132H117V130ZM120 129V130H119ZM131 129V132H133L134 130V132H135V134H134V132L131 134L130 132H128L129 130ZM18 130H19V132H18ZM24 130V131H23ZM25 130H27V131H25ZM79 130V129H78ZM127 131V133L126 134H124L126 131ZM133 130V131H132ZM11 131V132H10ZM36 131H38V132H36ZM120 131H124V133H122V132H120ZM30 132V133H29ZM34 132V133H33ZM90 132V133H89ZM100 132V133H99ZM3 133V134H2ZM77 135H76V134ZM91 133H92V135H91ZM112 134V136H111V134ZM114 133V134H113ZM122 133V138H120V134ZM129 133L132 135V137H131V135L129 136ZM7 134V135H6ZM73 134V135H72ZM88 134H90L91 136H93V137H91L90 135H88ZM70 135H72V136H70ZM75 135H76V137H79V139L81 138V140H79L78 138H76L75 137ZM126 135V136H125ZM14 136H15V138H14ZM47 136V137H46ZM111 136V137H110ZM124 136V137H123ZM12 137V138H11ZM28 137V138H27ZM64 137V138H63ZM84 137H87V138H84ZM94 137H95V139H94ZM107 139H106V138ZM117 137V138H116ZM118 137H119V142L117 141V139H118ZM134 137V138H133ZM20 138H22V139H20ZM44 138H46V139H44ZM47 138H50V140L49 139H47ZM51 138H53V139H51ZM92 138V139H91ZM115 140V141H117V142H115L113 139ZM127 138V139H126ZM130 138H131V141H130ZM133 138V139H132ZM29 139L31 140L30 142L31 143H35V147L32 145V144H27L28 142H29ZM89 140V141H87V140ZM111 139V140H110ZM121 139H125L126 140V142H125V140L123 141V140H121ZM128 139H129V141H128ZM44 140L45 141H47L46 143L44 142ZM133 140V141H132ZM34 141V142H33ZM79 141V142H78ZM82 141V144H81V146L83 145H85L84 147L82 146V148L80 147V142ZM19 142H21V143H19ZM42 142H43V144H42ZM64 142V143H63ZM66 142V143H65ZM71 142H73V143H71ZM111 142V143H110ZM122 142V143H121ZM128 142V143H127ZM133 142V143H132ZM39 143V144H38ZM54 143V144H53ZM59 143V144H58ZM83 143H85V144H83ZM132 143V144H131ZM22 144V145H21ZM38 144V145H37ZM42 144V145H41ZM50 144V145H49ZM54 146H53V145ZM76 144H79L78 146H76ZM97 144V145H96ZM112 144H113V146H112ZM118 144H120V147H119V145ZM24 145V146H23ZM96 145V149L94 148V146ZM123 145H124V147H123ZM126 145V146H125ZM24 148H23V147ZM39 146V147H38ZM42 146V147H41ZM45 146V147H44ZM47 146V147H46ZM53 146V147H52ZM57 146V147H56ZM64 146V147H63ZM114 146H116L117 148H118V150L120 151V152H123L122 153V155H121V153H119V151H117V149H115L116 147H114ZM27 147V148H26ZM53 149H52V148ZM58 147H60V148H58ZM72 147H77L78 149H79V151H81V152H78V150H73V148ZM114 147V149H112V150H110L111 148H113ZM122 147H123V149H122ZM22 148V149H21ZM38 149V150H41L40 152L38 151V150H36V149ZM40 148V149H39ZM42 148H45V149H43L42 150ZM50 148V149H49ZM58 148V149H57ZM77 148H75V149H77ZM29 149V150H28ZM34 149H35V151H34ZM47 149V150H46ZM52 149V151H48V150H51ZM55 149V150H54ZM60 149V150H59ZM80 149H82V150H80ZM95 150V152H94V150ZM32 150V151H31ZM85 150V151H84ZM89 150H92L91 152L93 153V154H91L90 153V151ZM114 150H116L117 152L115 153V151ZM124 150V151H123ZM28 151H31V152H28ZM48 151V153H46ZM54 151V152H53ZM83 151V152H82ZM89 151V152H88ZM109 151V152H108ZM111 151V152H110ZM34 152V153H33ZM38 152V153H37ZM43 152V153H42ZM52 152V153H51ZM114 153V154H111V153ZM31 153V154H30ZM39 153H41V154H39ZM45 153V154H44ZM57 153H58V155H57ZM60 153V154H59ZM80 153V154H79ZM94 153H95V155H94ZM98 153V154H97ZM100 153H102V154H100ZM106 155H105V154ZM110 153V154H109ZM118 153H119V155H118ZM84 154V155H83ZM108 154V155H107ZM0 155V156H1ZM41 155V156H40ZM92 155H93V157H95V156H97L98 155V157H101V159L103 158V159H105V160H110L109 162L107 161H102V160H100L102 163L101 164H103V165H99L100 164V162H99V159L98 158H96V160H95V158H93L92 159ZM109 155H110V157H109ZM24 156H25V158H24ZM26 156H27V158H26ZM36 156V157H35ZM40 157V159L38 158V157ZM44 157V159H43V157ZM62 156V157H61ZM140 156V155H139ZM42 157V158H41ZM52 157V158H51ZM55 157H57V158H55ZM81 157V158H80ZM85 157V158H84ZM87 157H89L88 158V160H90V161H88V162H86V161H83L84 159H87ZM119 157V158H120ZM4 158H9L8 159V161H10L11 163H12V161H13V163H14V165H13V163H12V167L14 168V169H12V167H11V169L10 170H8V169H6V168H8V166L7 167H4V165H6V164H8L9 162L7 161V160H5ZM11 158V159H10ZM35 159V161H34V159ZM54 158V159H53ZM63 158V159H62ZM111 158V159H110ZM138 158H141V157H138ZM31 159H33L31 162H30V160ZM36 159H38V160H40V161H42V163L40 162V161H38V160H36ZM56 159H58V161L56 160ZM92 159V160H91ZM5 160V161H4ZM56 160V162H54ZM98 160V161H97ZM113 160H114V158H113ZM3 161V162H2ZM23 161H25V162H23ZM95 163H97V162H99V164L97 163V164H95ZM5 162H6V164H5ZM23 162V163H22ZM35 162H40V163H38V164H40V165H45L44 167H45V169H46V171L48 170V169H50L51 170V168L52 169H55V171H57V172H54V173H57L56 175L54 174V173H52L53 172V170H52V172H50V170H49V172L47 171H44V170H42V173L44 174V172H45V174L46 175H44V176H47L48 174L50 175V177H52V176H54L55 175V177H53V178H50V177H48L49 179H46V177H44L43 176V174L40 172L41 170L40 169H42V167H40V165L38 166ZM82 162H84L83 164H82ZM86 162V163H85ZM91 162H93L92 164H94L93 166H92V164H91ZM110 162H111V164H110ZM15 163L16 164H18V165H15ZM19 163H21L20 164V166H19ZM24 163H28V164H31V165H36V166H38V167H36V168H40L39 170L37 169L36 170V172H33V171H35V166H33L34 167V170H33V167L31 166V165H27L28 167H30V168H32V169H28V167L27 168H25L26 166V164H24ZM33 163V164H32ZM88 163H90V164H88ZM105 163V164H104ZM109 163V164H108ZM88 166H87V165ZM85 167H84V166ZM95 165H97V167L95 166ZM16 166H18V167H16ZM50 166V167H49ZM55 166H57V167H55ZM90 166H92V167H90ZM43 167V168H44ZM62 167H64L63 169H62ZM84 167V168H83ZM20 170H19V169ZM91 168V169H90ZM2 169H4V171L2 170ZM6 169V170H5ZM16 169H18V171H20V173L18 172V171H16ZM26 169V170H25ZM61 169H62V171H61ZM90 169V170H89ZM90 172H92V173H89V171ZM92 170V171H91ZM2 171V172H1ZM10 171H12V172H10ZM13 171H15V173L13 172ZM21 171H22V173H21ZM26 171V172H25ZM32 171V172H31ZM38 171V172H37ZM64 171V172H63ZM16 172H18V173H16ZM25 172V173H24ZM29 172H31V173H29ZM41 173L40 175L38 174V173ZM62 172V173H61ZM12 173H13V175L14 176H12ZM32 173H36V174H38L39 176L37 177V178H35L37 175L35 174H32ZM48 173V174H47ZM61 173V174H60ZM3 174V175H2ZM93 174H94V176L96 177V179L94 178V176H93ZM2 175V176H1ZM31 175H34V176H31ZM42 175V176H41ZM22 176V177H21ZM23 176H24V178H23ZM29 176V177H28ZM34 177L33 178V180H31V177ZM43 177V179L45 178V180H42V178L41 177ZM60 176V177H59ZM90 176V177H89ZM13 177V178H12ZM56 177H59V178H57L58 179V181H55V180H57V179H55ZM89 177V178H88ZM11 178V179H10ZM30 178V179H29ZM39 178H41L40 180H39ZM9 179V180H8ZM23 180L24 182H27L28 184H26V183H23L21 180ZM50 179H53V181L51 180V182L49 183L48 182V180L50 181ZM59 179H61L60 180V183H56V182H59ZM3 180V181H2ZM15 180H18V181H15ZM19 180L21 181V183H22V185H21V183L19 182ZM37 181V184H35L36 182H34V181ZM13 182V183H11V182ZM29 181H30V183H33V186H31L32 184H30L29 183ZM44 181H47L48 183H49V185L47 184V185H45L46 184V182H44ZM10 182V183H9ZM14 182H18V183H20V185H18V184H16L15 186H13L12 187V185H14L15 183ZM55 182V183H54ZM40 183H42V184H40ZM52 183H54V186L52 185ZM23 184H25V185H23ZM29 184H30V186L31 187H35V185H36V189L34 188H32L33 190H35V191H33L32 189V193H31V190H30V187H29ZM56 184V185H55ZM39 187H38V186ZM42 185V186H41ZM91 185H93L91 188H90V186ZM24 186H26L27 187V189H29V190H25L24 188H22V187ZM10 187V186H9ZM2 188V189H1ZM40 188H41V190H40ZM43 188V189H42ZM47 189V190H46ZM12 190V191H11ZM79 190V191H78ZM29 192L31 193V196H30V194H29ZM41 192H43V193H41ZM10 193V194H9ZM13 193V194H12ZM3 194H9V196H7V195H5V196H3ZM26 195H24V196H26ZM2 196V197H1ZM88 196V195H87ZM86 196V197H87ZM3 198V199H4ZM28 200V201H27ZM27 201V202H26ZM5 202H6V200H5ZM29 202H30V204H29ZM31 202H32V204H31ZM29 205V206H28ZM35 206L37 209H35V207H33V206ZM37 205V206H36ZM39 205V206H38ZM42 206V207H41ZM91 206V207H90ZM28 207H29V209L30 210H28L29 211V213L27 212V209H28ZM32 207H33V209L35 210V212H33V211H31L32 210ZM25 208H27L26 210H25ZM99 209V205H97V204H89V205H86V210L89 212V214H90V216L92 215V216H94V214H96L97 213V210ZM3 211H4V214L6 215V216H4V215H2L3 214ZM26 211V212H25ZM31 211V212H30ZM36 211H39V212H36ZM43 212V214H41V212ZM95 211V212H94ZM26 214H28V215H26ZM99 212H103V211H99ZM33 213L35 214H41V216H39V217H37L38 215H36V216H34L33 215ZM81 214V215H80ZM3 216H4V218H5V220H8L7 222H5V220H3V222L1 221L2 220V218H3ZM23 216H26V220H27V217L28 216H30V217H32V219H30V221H28L29 220V218H28V220L27 221H25L24 220V218H23ZM43 216H44V218H43ZM91 216V217H92ZM14 217H16V218H19V219H14ZM35 217V218H34ZM86 217H88V218H86ZM3 218V219H4ZM23 219V223H22V220ZM105 221H103V222H105L106 224L108 223V218H106V219H104ZM27 222V223H25V222ZM124 223V222H123ZM94 224V225H93ZM89 225V227L90 228H92V230L89 228L88 229V226ZM92 225H93V227H92ZM123 226H124V224H123ZM122 227V226H121ZM124 228V227H123ZM121 229L122 231L124 230V229ZM119 230V229H118ZM120 231V230H119ZM125 232V231H124ZM123 232V233H124ZM120 236V235H119ZM95 238V239H94ZM56 240V241H55ZM79 240V241H78ZM83 240V241H82ZM84 240L86 241V242H84ZM94 240V241H93ZM7 243H6V242ZM92 241V242H91ZM62 242V243H61ZM75 242V243H74ZM84 242V243H83ZM64 243V244H63ZM69 243V244H68ZM90 243V244H89ZM55 244V245H54ZM58 244V245H57ZM73 244V245H72ZM76 244V245H75ZM83 244V246H81ZM96 244H98V242L96 243ZM95 244V245H96ZM69 245V246H68ZM79 245V246H78ZM95 245H93L92 247H91V249L93 250V248L95 247ZM71 246L73 247V250L71 251L70 249H72L71 248ZM78 246V247H77ZM80 246H81V248L82 249H80ZM11 247V249H13ZM16 247V248H15ZM55 247V248H54ZM58 247V248H57ZM60 247V248H59ZM63 247V248H62ZM98 247H100V246H98V245H96V249L98 248ZM130 246H128V248H129ZM69 248V249H68ZM55 251H54V250ZM57 249H59V250H57ZM75 249V250H74ZM85 249V250H84ZM68 250H69V254H67L68 253ZM85 252H84V251ZM88 250H90V247L88 248ZM15 251V250H14ZM59 252L58 254H57V252ZM64 251V252H63ZM74 251H77L78 253L77 254H75L76 252H74ZM9 252V253H8ZM11 252H13V250L11 251ZM63 252V253H62ZM67 252V253H66ZM87 252V253H86ZM88 252H89V254H88ZM8 253V254H7ZM14 253V252H13ZM80 253V254H79ZM81 253H83V254H81ZM79 254V256H77ZM85 254H87V255H85ZM9 255V256H8ZM64 255H71V258H72V260L70 259V257H69V259H68V257L66 256H64ZM75 255V256H74ZM81 255V256H80ZM89 255H91V257L93 256V258H90L89 257ZM75 258H74V257ZM5 257V258H4ZM9 257H11V258H9ZM61 257H62V259H61ZM63 257H65L64 258V260H63ZM77 257V258H76ZM82 257L84 258L83 259V262H82V260L80 261V258L82 259ZM96 258V260H95V258ZM90 258V259H89ZM101 258V257H100ZM20 259V260H19ZM22 259H24V260H22ZM68 259V260H67ZM75 259V260H74ZM86 259L88 260V261H86ZM73 260H74V262H73ZM79 260V261H78ZM20 261V262H19ZM76 261V262H75ZM69 262V263H68ZM78 262V263H77ZM95 262V263H96ZM97 264V263H96Z\"/></svg>","mask_w":264,"mask_h":264}]
</instances>
